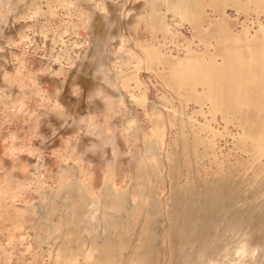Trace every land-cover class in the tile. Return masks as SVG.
<instances>
[{
  "label": "rangeland",
  "instance_id": "rangeland-1",
  "mask_svg": "<svg viewBox=\"0 0 264 264\" xmlns=\"http://www.w3.org/2000/svg\"><path fill=\"white\" fill-rule=\"evenodd\" d=\"M178 1L0 0V264H264V116L170 73L248 48L264 6ZM92 8L124 21L104 48Z\"/></svg>",
  "mask_w": 264,
  "mask_h": 264
},
{
  "label": "bare ground",
  "instance_id": "bare-ground-1",
  "mask_svg": "<svg viewBox=\"0 0 264 264\" xmlns=\"http://www.w3.org/2000/svg\"><path fill=\"white\" fill-rule=\"evenodd\" d=\"M199 1L180 0L173 5V8L178 11L181 9V14L186 20L196 22L200 19L197 16L201 9ZM228 2H232L235 8L243 10L247 14H249L252 4L261 10L264 6V0H212L218 12H224ZM116 7V3L109 4L110 10H114ZM113 12L112 15L105 18L94 8L89 13L88 26L91 35L96 37L98 46L100 45L101 48L105 46L107 33L111 32L115 37L120 34L123 28L122 17L120 18L115 11ZM258 13L260 14V11ZM226 40V43L223 44L225 51L222 62H219L215 57L208 60L197 59L195 64L180 61L177 65H172L169 61L171 76L177 79V83L179 82L181 87H188L190 90L198 91V88L202 86L203 90H207V96L213 101V104L223 106L227 111H243V107H249L258 115L264 116V35L262 38L256 37L254 43L248 44V48H244V45L239 41L227 45L229 39ZM182 65L184 67H181ZM99 66L100 64L96 63L95 75H97ZM254 134L264 141V120L255 129Z\"/></svg>",
  "mask_w": 264,
  "mask_h": 264
}]
</instances>
